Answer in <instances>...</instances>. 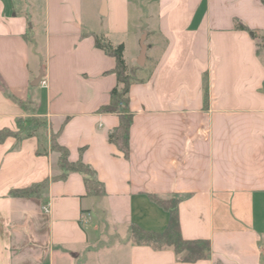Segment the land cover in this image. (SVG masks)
I'll list each match as a JSON object with an SVG mask.
<instances>
[{
  "label": "crops",
  "instance_id": "obj_1",
  "mask_svg": "<svg viewBox=\"0 0 264 264\" xmlns=\"http://www.w3.org/2000/svg\"><path fill=\"white\" fill-rule=\"evenodd\" d=\"M96 35L124 43L135 79L129 157L109 141L119 115L100 110L117 76ZM34 114L48 126L0 143V264H264L262 0H0V129ZM59 130L102 196L80 172L56 178ZM150 194L181 198L182 238L198 243L133 241V226H169Z\"/></svg>",
  "mask_w": 264,
  "mask_h": 264
},
{
  "label": "trees",
  "instance_id": "obj_2",
  "mask_svg": "<svg viewBox=\"0 0 264 264\" xmlns=\"http://www.w3.org/2000/svg\"><path fill=\"white\" fill-rule=\"evenodd\" d=\"M264 3V0H262ZM238 29H247L242 22L236 24ZM96 45L103 49L107 54L116 59L114 72L117 76V85L111 91V100L108 104L100 108L104 112L117 113L120 118L119 125L109 133V141L119 147L124 152L126 157L130 154V129L133 122V112L130 108V88L135 79L132 71L129 69L125 59L124 43L113 44L106 40L103 36L96 35ZM204 99L206 105L209 100L208 84L204 89ZM21 105L26 106L24 102L16 99ZM48 126L47 119L37 115H30L25 118L17 119V128L12 129L5 127L0 129V143L8 137L13 136L18 139V142L24 138L37 135L39 131ZM59 131L51 132V147L59 153L58 164L61 168V173L56 178H64L70 172H80L84 174V181L87 193L102 196L105 193L104 184L97 176L95 170L82 159L71 161L69 148L60 143ZM47 182L36 184L31 187L17 189L12 191V194L18 196L36 195L47 186ZM150 198L159 205L170 209L171 217L167 230L164 233L148 232L138 226L132 227V239L137 244H153L156 247L173 246L178 253H182L193 243L197 241H188L182 238L180 232L179 216L176 206L181 199L179 196H171L164 198L156 194H150Z\"/></svg>",
  "mask_w": 264,
  "mask_h": 264
},
{
  "label": "built area",
  "instance_id": "obj_3",
  "mask_svg": "<svg viewBox=\"0 0 264 264\" xmlns=\"http://www.w3.org/2000/svg\"><path fill=\"white\" fill-rule=\"evenodd\" d=\"M40 84L43 86V87H48V79L46 77H42L41 81H40ZM45 210H48V206H45L44 207Z\"/></svg>",
  "mask_w": 264,
  "mask_h": 264
},
{
  "label": "rangeland",
  "instance_id": "obj_4",
  "mask_svg": "<svg viewBox=\"0 0 264 264\" xmlns=\"http://www.w3.org/2000/svg\"><path fill=\"white\" fill-rule=\"evenodd\" d=\"M120 228H121V230L123 229V227L122 226H120ZM90 264H100V262L99 263H90ZM102 264H116V263H114V262H112V261H108L107 259H105V261L104 262H102Z\"/></svg>",
  "mask_w": 264,
  "mask_h": 264
},
{
  "label": "water",
  "instance_id": "obj_5",
  "mask_svg": "<svg viewBox=\"0 0 264 264\" xmlns=\"http://www.w3.org/2000/svg\"><path fill=\"white\" fill-rule=\"evenodd\" d=\"M143 48H144L143 53H145V46ZM41 78H42V74L36 78V81L34 82V84H39V82L41 81Z\"/></svg>",
  "mask_w": 264,
  "mask_h": 264
}]
</instances>
